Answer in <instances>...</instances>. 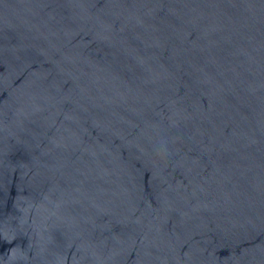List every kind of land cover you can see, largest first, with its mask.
I'll return each instance as SVG.
<instances>
[{
    "label": "water",
    "instance_id": "95a60500",
    "mask_svg": "<svg viewBox=\"0 0 264 264\" xmlns=\"http://www.w3.org/2000/svg\"><path fill=\"white\" fill-rule=\"evenodd\" d=\"M0 264H264V0H0Z\"/></svg>",
    "mask_w": 264,
    "mask_h": 264
}]
</instances>
